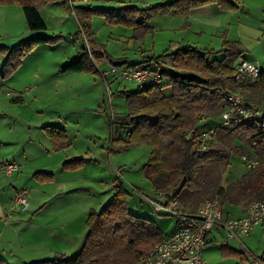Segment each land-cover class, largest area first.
I'll list each match as a JSON object with an SVG mask.
<instances>
[{
    "label": "rangeland",
    "instance_id": "rangeland-1",
    "mask_svg": "<svg viewBox=\"0 0 264 264\" xmlns=\"http://www.w3.org/2000/svg\"><path fill=\"white\" fill-rule=\"evenodd\" d=\"M174 1L186 0H68V9L62 0L45 4L40 12L48 29L40 35L58 38L34 47L18 66L14 61L7 63L8 52L29 37L28 29L18 4L0 6V206H4L0 230L4 221L9 223V213L13 216L26 214L36 205H45L56 189H70L65 200L78 205L79 209L87 205L88 218L91 211L100 213L108 204L115 193L113 185L119 182L126 193L130 214L148 219L162 233L174 227L171 217L156 215L142 197V194L157 197L142 172L151 147L141 144L119 151L118 143L112 140L113 135L124 138L130 129L128 121L125 122L128 113L125 92L132 93L138 86L130 80H115L112 75L105 79L103 72L110 71L112 62L126 61L129 66H143L149 58L175 53L181 39L213 51L221 50L225 42H237L243 50L233 68L240 60H250L264 72V0H225L228 4L224 2V5L231 6L227 9L217 2L208 3L193 8H207L194 17L190 13L193 9L186 17L163 11V5ZM126 7L151 10L149 28L142 37H138L139 30L118 21ZM154 11L157 12L153 14ZM17 13L22 16V26ZM85 20L91 27L90 39L101 56L93 57V48L83 37L78 22ZM186 22L193 25L183 26ZM84 45L89 46L86 52L91 54L97 72H60L65 62L77 57ZM220 57L221 54L214 56ZM165 70L173 69L167 63ZM4 81L9 83L4 84ZM248 84L250 82L241 88L243 94L264 106V92ZM27 88L33 90L25 92ZM161 91L165 96L172 93L165 76ZM201 117V130L216 127L217 118L211 117L209 111L203 112ZM215 139L212 147L224 148L228 160L211 164L203 198L190 199V204L194 202L200 207L222 192L224 203L219 204L225 212L230 210L231 216H238L249 203L258 200L256 193L264 188V178L258 170L260 158L234 135L219 131ZM253 158L258 164L249 169L247 163ZM6 163L15 164L7 170L18 169L7 175L1 169ZM65 164L68 168L64 169ZM63 171L70 176H63ZM36 173L53 177L51 181L42 182ZM52 184H56V189ZM17 194H24L27 199L25 211L15 207L14 199L11 201ZM48 207L49 203L44 212ZM76 214L71 213L70 217ZM86 231L87 236V227ZM77 237L79 239V235ZM242 242L248 250L236 240H230L228 246L219 241L207 244L203 249L205 264H251V254L258 256L264 250L261 226ZM72 243L67 242L65 246L74 247ZM229 247L233 252L228 254ZM77 249L68 255L76 253ZM115 256L127 259L129 255L122 252Z\"/></svg>",
    "mask_w": 264,
    "mask_h": 264
},
{
    "label": "trees",
    "instance_id": "trees-1",
    "mask_svg": "<svg viewBox=\"0 0 264 264\" xmlns=\"http://www.w3.org/2000/svg\"><path fill=\"white\" fill-rule=\"evenodd\" d=\"M54 1L0 0V6L18 4L22 9L27 29L31 32H43L46 31L47 26L39 13L40 8ZM62 1L68 9V0ZM216 2L223 9L231 8L224 5V2L227 3L225 0L174 1L162 7L167 14L186 17L191 9ZM124 11L118 21L122 20L134 30H139L141 33L138 37H142V33L149 28L147 25L152 16L149 12L151 10L126 7ZM156 12L154 11L153 14ZM78 23L86 43L93 48L91 53L93 57L101 56L97 46L90 39L92 33L89 22L85 20ZM57 38L40 34L27 37L16 47L9 49L7 63L14 61L18 66L21 59L34 47L52 43ZM242 50L237 42H225L219 51L213 49L199 51L186 47L172 54L149 58L145 66L169 79L171 95H163L161 86L150 85L138 87L132 93L125 92L128 108L125 122L128 121L127 125L130 129L126 131L124 138L113 135L112 140L118 143L119 151H126L141 144L149 145L150 156L142 172L150 181L153 192L162 193L168 199H176L188 212L197 208L194 202L190 204V199L197 200L204 192L211 164L227 161L228 154L220 146L211 147L206 151L200 150L195 138L187 139L186 135L189 131L196 132L201 128L198 121L203 112L209 111L211 117H219L224 105H221L223 97L217 92L218 88L235 91L246 87L249 83L245 79L239 84L233 78V64ZM218 54L222 57L214 58ZM167 63L173 70L169 72L165 70ZM112 64L116 67L128 66L126 61L112 62ZM151 64L153 67H150ZM60 72H97V68L84 49L74 59L66 61ZM248 85L254 90L264 92V72L260 71L259 79L255 84ZM223 132L242 139L250 146L260 158L258 170L259 175L264 178L262 135L252 133L245 126L220 130V133ZM254 141L256 145L252 144ZM63 168H68V165L65 164ZM38 174L40 173H36ZM52 177V174L38 175L37 179L48 182ZM113 187L115 193L101 212L89 213L85 222L88 234L76 253L70 256L55 254L51 259L33 261L29 264H134L140 256L158 244L163 239L164 233L148 219L130 214L122 185L119 182ZM217 196L210 198V201H218L222 205L224 203L222 192H218ZM256 199L264 200V188L256 193ZM230 251L233 252L230 249L227 251L228 254L231 253ZM122 252L128 253L127 259L115 256ZM0 264L7 263L0 260Z\"/></svg>",
    "mask_w": 264,
    "mask_h": 264
},
{
    "label": "built area",
    "instance_id": "built-area-1",
    "mask_svg": "<svg viewBox=\"0 0 264 264\" xmlns=\"http://www.w3.org/2000/svg\"><path fill=\"white\" fill-rule=\"evenodd\" d=\"M85 47L89 51V46ZM89 55L91 58V54ZM91 60L93 62L92 58ZM108 75H112L115 80L133 81L139 88L148 85L160 87L164 78L145 65L112 66L109 72H103L105 79ZM259 75L260 70L253 62L240 60L234 66L233 78L236 83L240 84L247 79L251 84H255ZM217 92L223 97L224 109L217 118L216 127L197 129L196 132L189 131L186 138L194 137L198 149L206 151L213 146L216 140L215 136L220 130L245 126L252 133H260L262 135L261 142L264 144V106L250 101L243 94L241 88L235 91L218 88ZM202 122L203 118L201 117L198 123ZM252 144L256 145V142L254 141ZM257 164L256 158H253V161L247 163V167L254 169ZM11 165L15 164H4L1 169L10 175L18 169L15 167L12 171L7 170ZM142 197L156 215L169 216L175 224L170 235L164 237L147 253L140 256L134 264H205L202 250L207 243V238L210 235L219 236L216 234L219 232H224V236L216 241L226 244L229 240H236L244 247L242 240L249 237L257 226H261V236L264 238V200L252 201L240 216H229L217 201H205L196 211L188 212L176 199L165 198L162 193L157 194L156 198L144 194ZM13 202L15 207H20L21 211L27 209L28 202L24 194H17ZM251 255V264H264V250L258 256Z\"/></svg>",
    "mask_w": 264,
    "mask_h": 264
},
{
    "label": "crops",
    "instance_id": "crops-1",
    "mask_svg": "<svg viewBox=\"0 0 264 264\" xmlns=\"http://www.w3.org/2000/svg\"><path fill=\"white\" fill-rule=\"evenodd\" d=\"M205 9L207 8L193 9L191 10L190 13L194 17L199 11L201 10L203 11ZM39 13L43 19L41 12ZM17 17H19L22 26L23 25L22 16H20V14L17 13ZM192 25H193L192 22L190 24L186 22L184 23L183 26L190 27ZM31 34L36 35V34H40V32H31L27 30V35L32 36ZM5 36L8 37L9 35L6 34ZM185 42H186L185 39H181L180 42L176 44L175 47L176 50L183 49L186 47L196 49L199 51L208 50L207 48L200 49L197 46V44H192L190 42L185 43ZM84 49H85V45L83 46L82 50ZM253 63L256 64L255 62ZM256 66L259 68L258 64H256ZM36 76L37 74L34 77ZM7 81H4V84L9 83ZM32 90L33 89L31 88H27L25 92H29ZM67 173L69 172L63 171L62 175L64 176L65 174L67 176H70V174ZM52 186L56 189V184H52ZM70 192H71L70 189H66V190L56 189L53 192V194L50 196V199L45 203V205H40V204L36 205L32 211L26 214L13 216L11 215V213H9L8 214L10 220L9 223H7V220L4 221L5 224H3V226L1 227L2 230H0V260L7 264H29L33 261L51 259L54 257L55 254H63L65 256H70L68 254L73 250L77 249L78 246H80L76 250L78 251L82 246V243L84 241L83 238H85L84 236H86V232H87L84 224L87 219L86 211L88 210V207L87 205H85L84 208L82 207L79 209L78 205L75 206L72 203H68L65 200L66 199L65 195ZM13 199L14 196L12 197L11 201ZM48 203H49V207L47 211L44 212V208ZM3 207L4 206H0V214L2 210H4ZM198 207L199 206H197V208ZM197 208L194 211H196ZM229 211L225 213L230 216L231 214L229 213ZM233 212H235V210ZM46 213L49 214L45 216ZM71 213H77V214L75 217L72 218L70 217ZM237 213H239L238 210ZM73 225H76L77 227H74ZM173 230L174 227L171 228L170 232L164 233V237L170 235L173 232ZM216 234H219V236L218 235L208 236L207 243L204 246L205 248L207 244L212 242H218L216 240L224 236V232H219ZM77 235H79V239ZM71 241H73L72 245L74 247L65 246L67 242H71ZM229 241L223 245L228 246ZM72 254H74V252ZM202 257H203V250H202Z\"/></svg>",
    "mask_w": 264,
    "mask_h": 264
}]
</instances>
